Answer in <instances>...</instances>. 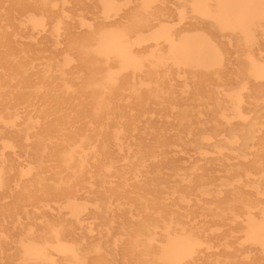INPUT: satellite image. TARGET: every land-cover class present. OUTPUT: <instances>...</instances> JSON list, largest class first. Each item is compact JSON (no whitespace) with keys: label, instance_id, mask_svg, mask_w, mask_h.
<instances>
[{"label":"rangeland","instance_id":"1","mask_svg":"<svg viewBox=\"0 0 264 264\" xmlns=\"http://www.w3.org/2000/svg\"><path fill=\"white\" fill-rule=\"evenodd\" d=\"M241 2L246 0H186L185 6L182 0H111L110 8H102L100 0H0V28L11 34L9 45L0 46V56L8 51L13 56L19 55L20 49L38 50V56H52L57 66L68 75L73 73L72 82L80 84L87 73L79 65L76 49L67 48L66 38L70 36L93 42L92 31L114 25L127 27L132 21L136 27L128 40L132 42L134 52L140 56H151L153 50L159 48L166 51L173 43L196 48H191L193 53L185 56L175 52L172 58L185 60V70L188 67L198 68L202 73L196 76L176 75L175 69H168V83L162 86L175 93L177 109L187 107L193 112L190 121L194 122L198 132L204 130L202 134L210 133L212 143L205 148L204 141L199 146L172 145L165 148L166 157L186 164L189 160L203 157L201 150L207 151L208 157L222 153L232 156L236 150H240L241 140L233 141L231 133L237 137H247L244 149L248 153L246 157L255 151L264 154V90L257 100L249 96L250 89L264 88V79L257 77V71L250 64L251 70L247 69L245 75L237 73V70L247 67L250 59L264 66V16L254 17L258 24L247 28L246 32L222 27L219 23L228 20L230 9L238 7ZM257 2L261 4L264 0ZM183 6L185 9L179 14ZM260 9L264 10V6ZM212 14L220 19L215 22ZM31 16L33 21L30 20ZM186 30L193 33L199 31V35L179 38L178 34ZM107 32L103 31L104 34ZM190 54L192 61L188 60ZM160 57H169L168 52ZM1 67L0 62V78L3 73ZM160 73L163 74L162 71ZM218 74L224 75L218 77ZM4 89L15 90L16 87L8 85ZM239 93L242 94L243 107L252 108L246 111L258 114V122H241L231 113L230 95ZM192 94H197V98ZM148 107L154 111H149L142 122H148L166 133L172 132L173 124L177 122L175 110H159L153 101L148 103ZM212 123L215 124V131L208 129ZM8 129L10 126L4 127L0 123V133L3 134L0 150L2 141L9 139ZM14 149L16 153L9 152L8 148L3 152L6 158H11L13 170L5 175L7 184L0 187V264H48V260L53 264H163L157 260V256L163 240L169 239V235H163L165 224L168 225V212H174L175 216L179 213L178 205L168 204L169 200L165 199L168 194L163 177H166L167 169L164 168L158 175L162 178L159 179L162 184L155 189L136 187L137 176L128 170L86 173L81 175L83 179L74 187L67 182L68 174L43 171L38 174V180H42L41 187L23 189L19 185L26 178L20 176L19 160L22 157L19 156L18 146ZM116 159L117 164L125 161ZM230 161L236 159L231 158ZM213 162L209 164L213 165ZM210 173L207 176L212 178V183L197 191L198 198L209 194L208 198L213 202L209 204L213 205L214 200L227 198L231 191L240 188L250 198L263 201L259 207H264V196L254 193V185H246L249 184L247 180L256 182L262 179V172L229 173L216 163ZM152 176L151 173H143L138 178L148 180ZM138 194L142 200L136 197ZM153 197H157L159 202L152 203ZM252 215L260 216L256 208L227 204L222 219L203 216L207 225H217L215 229L207 231L209 243L216 241L210 234L219 232L222 237L228 236L226 241L232 249H241L239 243H246L242 239L244 232L241 226H245L247 218ZM53 227L59 230L64 243L76 250L78 258L60 252L58 247L47 250L48 260L44 262L38 258V263H34L32 259L25 258L20 240L38 234L39 241L46 239L54 242L51 233ZM256 247L243 249H250L258 256L260 248ZM212 249L225 250V246L215 242Z\"/></svg>","mask_w":264,"mask_h":264},{"label":"bare ground","instance_id":"2","mask_svg":"<svg viewBox=\"0 0 264 264\" xmlns=\"http://www.w3.org/2000/svg\"><path fill=\"white\" fill-rule=\"evenodd\" d=\"M100 2L102 8L111 6V0ZM182 3L185 6L186 0H182ZM184 6L179 14L185 9ZM263 6L264 3L258 4L257 0H246L238 7H232L228 20L219 23L222 27H233L246 32L247 28L258 24L254 17L264 16V10L260 9ZM211 17L215 22L220 19L215 14ZM30 20L33 21V16ZM135 27L131 21L127 27L114 25L99 28L98 31H92L93 42L76 40L70 36L66 38L67 48L76 49L79 65L87 73L81 78L80 84L73 83V73L68 75V72L57 66L52 56H38V50L32 52L20 49V57L13 56L11 51L0 56L3 71L0 78V123L4 127L10 126L6 130L9 139L1 143L0 187L7 184L5 175L13 170L11 158H6L3 152L8 148L9 152L16 153L15 146L20 149L19 156L22 157L19 160L20 176H26L23 183L19 184L23 189L41 187L42 180H38V174L43 171L68 174L67 182L74 187L83 179L81 175L112 170L133 172L137 176L136 187L149 186L155 189L162 184L159 180L162 178L158 175L165 168L167 172L163 182L168 194L165 199L169 200L168 204L178 205L179 213H175V216L174 212H168V225L165 224L163 235H169V239L163 240L157 260L163 264H264V207H259L263 201L250 198L240 188L231 191L227 198L214 200L213 205L209 204L213 203L208 198L209 194L202 198L197 196L198 190L212 183V178L207 175L211 174L216 163L229 173L252 174L254 170H258L264 174V154L255 151L246 157L248 153L244 149L247 137H237L231 133L233 141L241 140L240 150H236L232 156L222 153L208 157V152L201 150L200 155L203 157L189 160L186 164L167 158L165 148L172 145L199 146L204 141L203 148L211 146L210 133L202 134L204 130L198 132L194 122L190 121L193 112L187 107L177 109L175 93L162 86L168 83V69H175L176 75L196 76L202 72L190 67L185 70V60L172 58L175 52L183 56L193 53L192 49H196L195 47L185 48L183 44L173 43L166 51H161L160 48L153 50L148 57L136 54L132 42L128 40ZM104 30L108 31L107 34L103 33ZM191 34L199 35V31H182L178 37L187 39ZM10 35L0 28V46L9 45ZM87 51L89 52L86 53ZM167 52L169 57H160ZM188 60L192 61V54ZM249 64L257 71V77L264 79L263 64H256L252 59L248 61L247 67L237 70V73L245 75L247 69L251 70ZM223 75L218 74V77ZM8 85H14L16 89L5 90L4 87ZM263 90V86L254 87L250 89L249 96L257 100L262 96ZM192 95L197 98V94ZM150 101L156 103L159 110H175L177 122H174L172 132L166 133L148 122H142L149 111H154L148 107ZM230 101L234 117L240 118L241 122H258V114L246 111L251 107H243L241 93L230 95ZM213 123L208 128L211 131L216 130ZM2 137L3 134L0 133V139ZM221 147L220 145V150ZM116 158L125 161L117 164ZM231 158L236 161L231 162ZM210 161H214L213 165L209 164ZM143 173L154 176L148 180L138 178ZM30 175L37 177L30 178ZM247 182L249 184L246 185L255 186L254 193L264 196V176L256 182ZM239 185L243 187L244 183L243 186ZM193 190L196 192L192 193ZM136 197L142 200L140 194ZM152 199V203L159 202L157 197ZM72 202L74 208V199ZM227 204L256 208L260 215L259 218L252 215L247 218L246 225L241 226L244 232L242 239L246 240L244 244L239 243L242 245L241 249H232L226 241L228 236L222 237L219 232L210 234L216 241H208L207 231L215 229L217 225H207L203 216L222 219ZM71 210L73 211L72 208ZM51 233L55 238L54 242L46 239L39 241L38 234L21 239L22 255L32 259L34 263H38V258L44 262L48 260L47 250L58 247L60 252L70 253L74 259L78 258L76 250L60 238L59 230L53 227ZM215 242L223 244L225 250H213ZM256 246L260 248L258 256L251 253L250 249H243ZM48 264L53 263L48 260Z\"/></svg>","mask_w":264,"mask_h":264}]
</instances>
